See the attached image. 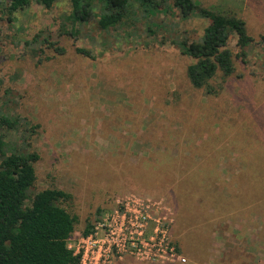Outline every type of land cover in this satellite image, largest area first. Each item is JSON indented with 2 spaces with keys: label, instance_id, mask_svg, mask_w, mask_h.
<instances>
[{
  "label": "rangeland",
  "instance_id": "obj_1",
  "mask_svg": "<svg viewBox=\"0 0 264 264\" xmlns=\"http://www.w3.org/2000/svg\"><path fill=\"white\" fill-rule=\"evenodd\" d=\"M196 1L237 14L253 38L211 94L191 84L194 60L162 44L201 36L205 17L182 20L172 8L107 31L92 20L74 36L61 34L69 0L33 2L12 21L0 8V117L25 119L9 137L25 130L40 154L30 192L72 194L62 205L78 217L74 248L89 221L101 226L123 209L119 198L138 196L172 208L173 240L187 261L126 255L114 264H264V0ZM39 33L65 53L26 44ZM229 46L239 52L236 36Z\"/></svg>",
  "mask_w": 264,
  "mask_h": 264
},
{
  "label": "trees",
  "instance_id": "obj_2",
  "mask_svg": "<svg viewBox=\"0 0 264 264\" xmlns=\"http://www.w3.org/2000/svg\"><path fill=\"white\" fill-rule=\"evenodd\" d=\"M59 1L0 0V8L12 21L16 13L30 7L33 2L52 8ZM69 1L72 12L68 16V24L62 25V35L75 36L80 31L78 26L92 20L97 21L100 30L107 31L139 13L153 15L172 8L177 10L182 20L198 15L209 19L201 36L191 39L170 35L162 44H171L194 60L187 67V76L194 87L204 88L210 94L217 92L212 85L213 79L218 74L223 79L231 76L236 69L235 58L244 60L247 47L253 41L243 18L232 12L202 6L196 0ZM154 26V22L148 23L150 33L154 32ZM233 36L237 37V54L229 46ZM262 37L264 39V35ZM26 44L45 45L59 54L66 51L58 40L42 33L26 40ZM77 52L92 55L83 48H77ZM26 124L25 119L7 115L0 117V264H79V256L69 245L78 217L62 205V201L70 200L72 194L58 188H46L32 194L30 189L37 181L36 163L40 154L29 148L30 137L25 130L18 140L9 137L12 131L21 133L20 127L26 129ZM2 127H7L10 132L1 131ZM96 221H89L81 236L89 235ZM177 246L180 249L178 243Z\"/></svg>",
  "mask_w": 264,
  "mask_h": 264
},
{
  "label": "built area",
  "instance_id": "obj_3",
  "mask_svg": "<svg viewBox=\"0 0 264 264\" xmlns=\"http://www.w3.org/2000/svg\"><path fill=\"white\" fill-rule=\"evenodd\" d=\"M123 209L82 236L74 248L79 264H114L117 258L134 256L140 261L186 262L173 240L172 208L163 201L138 196L119 198ZM152 223V224H151Z\"/></svg>",
  "mask_w": 264,
  "mask_h": 264
},
{
  "label": "crops",
  "instance_id": "obj_4",
  "mask_svg": "<svg viewBox=\"0 0 264 264\" xmlns=\"http://www.w3.org/2000/svg\"><path fill=\"white\" fill-rule=\"evenodd\" d=\"M219 259H220V258H217V260L209 261V262H207V263H205V264H220V263H219Z\"/></svg>",
  "mask_w": 264,
  "mask_h": 264
}]
</instances>
